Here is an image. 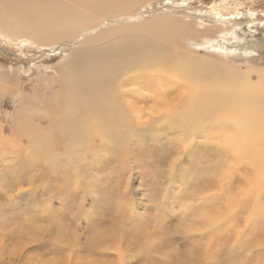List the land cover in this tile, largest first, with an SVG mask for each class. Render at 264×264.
<instances>
[{
  "label": "bare ground",
  "instance_id": "bare-ground-1",
  "mask_svg": "<svg viewBox=\"0 0 264 264\" xmlns=\"http://www.w3.org/2000/svg\"><path fill=\"white\" fill-rule=\"evenodd\" d=\"M13 1H21L23 7L26 8L41 0H0V5L6 8ZM96 1L72 0L73 6L82 13L80 17H76L80 13L75 9L54 15V18H63L66 14L71 15L73 17L68 21L69 30L74 32L80 28L81 33L75 32L64 36L61 35V30L57 28L56 24L48 20L47 13H41L38 17L39 21L32 23L28 16L20 17L18 13H11L6 9L0 10V33L8 38H24L26 41V37H28L42 45H52L57 41L71 37L79 39L75 49L64 63L50 67L60 75L59 80L54 81L58 82V87H52L53 79L44 78L41 74L37 79L40 81V86L34 89L33 97L25 93L24 106L28 103L30 108L36 105V109L40 108L39 103L42 102L41 93L44 89L51 88L52 94L47 101H50V105L47 106L49 112L44 113L45 109L31 113V117L23 116L22 121L18 120L15 126L11 125V127L16 133L18 131L24 133V126L27 127L28 131L26 132L32 145L27 150L33 149L34 152L30 154L32 157L37 155L40 157V161L27 158L25 163L17 164L16 168L30 174L33 167L38 166L39 170L33 172H37L35 173L36 182L44 189L56 187L55 191L58 193L60 205L51 207L50 213H53L54 210L58 213L59 209H63L68 212V215L71 214L72 219L83 210L84 217L89 219L88 226L83 228L85 231L92 232V235H87L85 241H80L76 236L80 226L71 227V219L58 217L51 219L50 224L41 225L37 223L40 220L38 214L31 215L25 212L29 215H24L26 220L23 222H20L19 217L9 218L7 211L4 210L7 208L4 201H8V203L14 201L16 206L14 192L18 189V184L27 183V179L19 175L18 178L11 179L6 190L2 189L4 191L0 192V223L4 222L2 227H6L10 234L15 231L14 239L16 240L14 242L21 241L22 246H16L15 249L8 247L6 239L0 236V264H13V261L8 259L7 252L13 254L9 258L13 257L15 264H87L86 262L89 261L83 260V252L95 254L93 261L96 264H104L109 258V256L106 258V255H103L110 248L109 242L119 240L120 235L117 233L116 225H125L133 216L125 214L121 211L120 206L116 207L112 201H108L107 195L104 199L105 205H107L105 211H99L96 206L88 208L86 206L88 195H90L88 186L77 188L74 184H69L63 176L72 170L81 176L87 175V171H94L97 163H92L91 160L94 156L85 145L95 146L96 140L102 142L106 139H114L116 141L117 144H114L112 148L119 147L117 151L110 154L109 157V154H106L107 158L101 157L103 162L98 158L102 163L100 166L97 165L100 167L97 173L105 174L107 171L103 168L111 165L115 159L117 162L122 156L132 158L131 155L135 150L138 154L137 149L140 147V142L149 141L150 138L148 140L144 137L152 133L161 134L162 138L154 149L145 148L144 152L155 162L143 163V166L148 165L150 170H158L157 175L164 179V175L166 177L171 175L164 169L165 165L171 166V169L173 167V163L167 160L170 156L165 155V151L169 150L170 153H175L174 148L172 149L171 145H168V140L182 143L181 149L184 147L182 151L188 150L187 144H189V149H192L193 144L198 142L196 151L199 153L198 158L201 159L198 165V168L201 169L200 177H196L199 175L197 172L190 174V170L184 169V181L185 178L188 180V185H184V187L187 186L189 189L199 192L203 199L218 193L220 199L225 198L226 200L218 208L213 209V205L204 208L207 210V212L202 210V213H207L204 217L213 214H222L226 220L232 217L231 225L228 228L231 231L234 227L233 223L238 220L239 211L244 210L247 212L243 216L245 221L250 224H259L262 229H258L263 234L258 237L251 235L249 239L247 238L249 241L246 242L247 239L241 238L242 230H236L233 238L230 239L228 236L227 240L216 242L219 244L214 248L216 255H213L207 246L203 248V251L198 248L199 237L204 235V230L200 234L191 235L190 233L191 236L186 243L182 239L184 236L188 237L189 234L184 235L183 231L182 235H179V240L183 243L178 245L171 238L169 239L170 231L166 227V229L159 228L162 232L159 234L157 230L150 228V224H143L138 229L140 236L153 235L160 239L155 238V241L149 246L146 245V242L140 246L141 241L136 237L135 243H138L150 260L160 262V264L166 262H168L167 264H209L211 260L213 264H232L235 255H240L239 251L235 250L237 242H243V244L255 242L257 245L264 243V68L246 69L243 67L245 69L241 70L242 68L234 66L222 56L214 57L184 47V39L191 42L192 40H202L201 31L207 34L215 33L214 28L206 24L205 20L195 22V24H189L188 20L184 22V16L183 18L177 16L184 13V10L168 7L140 17L136 12L137 6H149L151 5L150 0H103L109 6L108 9H100L104 4ZM116 1L120 3L117 8L113 7L116 5ZM44 2L50 3L51 1ZM187 2L188 0H183L179 3L186 6ZM232 2H221L220 6L213 8V10L219 9L214 14L218 16L223 14V16L234 18V15L238 14L235 10H239L242 3L232 4ZM93 8H95L94 12H88ZM251 13L253 14L254 11ZM115 14L120 15L115 19L107 20L110 18L109 15ZM207 17L208 14H205V17L202 18L206 19ZM251 21L253 22V20ZM186 24H189L192 29H189ZM226 30L216 38L204 36L208 43H202L201 46L206 45V48L213 49L221 55L231 54L232 50L233 52L238 51V48H232V50L229 48L231 39L227 37ZM230 34L233 39L240 38H237L235 30ZM152 62L155 63L153 68L149 65ZM21 69L22 66L18 70ZM25 72L30 73L31 69L27 68ZM4 76L0 70V80L3 82ZM1 82L0 90H3L5 85ZM123 85L130 86V88L121 90L119 86ZM175 93L180 96L173 95ZM101 95L104 98L99 100ZM35 97L38 99L36 100ZM149 99L153 100V104L147 109L155 110V112L148 114H159L166 123L165 125H151L150 129L154 130L145 131L146 123L143 117L147 114L145 108ZM23 112V109L19 111L20 114ZM186 120L195 129L191 131ZM177 123L178 125H176ZM5 125H0V143L5 137L2 133ZM179 127L182 128L179 129ZM172 130H175L177 134L173 136L170 132ZM184 135H186L185 143L180 138ZM57 140L65 142V150L62 153L61 150H58ZM55 149L59 155L55 153ZM151 151L155 154H152ZM182 153L184 156V152ZM204 156L205 160H203ZM63 158H66L67 161L63 162L64 166L59 167L62 165ZM219 158L223 164L219 162ZM53 165H57L58 169V172H54L55 175L51 174L56 169L53 168ZM133 165L130 166L133 167ZM230 166L232 167L230 168ZM67 167L72 169L69 170ZM238 170L239 174H236ZM77 175L75 174V176ZM57 177H61L64 183L60 182L57 185ZM101 177L105 178L103 175ZM14 179L16 180L13 181ZM79 181L83 183L82 179ZM91 181L94 180L89 179L87 184L89 185ZM230 183L236 186L233 193H238V196L233 199L232 190L229 189ZM225 188L227 190H224ZM8 195L11 196L8 197ZM186 195H190V192ZM207 202H211V199ZM111 207H116L117 214L108 217L109 213L106 212H109ZM252 208H256V210L254 209V211ZM18 219L19 223L14 229L5 223ZM211 220H214L213 216ZM241 220L243 219L241 218ZM216 221H212L209 227L216 226L219 230ZM105 222L108 223V226H103ZM205 230L209 231V229ZM220 230L223 232L224 228L220 227ZM39 233L48 236L45 237ZM85 233L88 234V232ZM214 235L215 232L209 233V236ZM47 237L49 239L55 237L51 245H56V248H53L56 249V253L51 256L40 253L42 244ZM253 239L257 240L252 242ZM22 248L24 249L23 255L19 259L16 250ZM246 248L249 249V247ZM66 250L72 251L69 259L62 257ZM170 250H173L175 254L169 253ZM120 257L121 255H117L118 259ZM90 262L92 263V260Z\"/></svg>",
  "mask_w": 264,
  "mask_h": 264
},
{
  "label": "rangeland",
  "instance_id": "rangeland-1",
  "mask_svg": "<svg viewBox=\"0 0 264 264\" xmlns=\"http://www.w3.org/2000/svg\"><path fill=\"white\" fill-rule=\"evenodd\" d=\"M44 1H51V2L46 3ZM150 1H151L150 2L151 5L149 6H146V7L137 6L136 12L138 13L140 17L143 15H147L149 12H156L161 9L173 7L176 9L184 10V13L177 15L182 18L184 16V22H187L188 20L189 24H195V22L205 20L206 24L214 28L215 33L213 34H207L206 32L201 31L200 36L203 37L202 40H192L193 42L192 43L191 41L184 39V47H186L187 49L191 48L196 51H201L203 54L207 53L214 57L222 56L224 59L228 60L234 66L238 68L240 67V69L242 68L241 70H244L245 68L246 69L251 68V67L253 69L255 67L258 69L264 68V0H188L186 6H183L182 5L183 3H179L180 1H183V0H172V1L150 0ZM226 1L227 2L233 1L232 4L236 2L242 3L241 8L239 9L240 11L235 10V12H238V14L234 15V18H230L229 16H223V14L219 16L214 14L216 10H219V9L213 10V8L220 6L219 4H221V2H226ZM96 2L104 4L100 9L109 8L107 3H105L103 0H97ZM119 6H120L119 1H116V5L113 7L117 8ZM3 9H6L8 12H11V13H18L20 17L28 16L30 17L32 23L39 21L38 17L41 13H47L49 15L48 20L52 21L53 24H56L57 28L61 30L62 36L70 34V33H75V32L81 33L80 28H78V30L74 32L69 30L68 21L73 16L66 14L63 18H54V15L64 13L66 11H71L72 9L77 10L72 4V0H41L40 2H34L33 4H31L30 6L26 8L23 7L21 1H13L6 8L0 5V10H3ZM94 9L95 8L89 9L88 12L90 11L94 12ZM77 11L80 13V15L76 17H80L82 13L79 10ZM253 11L254 13L252 14L251 12ZM205 14H208V17L206 19H203L202 17H205ZM119 15L120 14L109 15L110 18L108 16L109 19L107 20L115 19L116 16L118 17ZM251 15L252 16L255 15V16L252 17ZM251 20H253V22ZM189 24H186V25L188 26L189 29H192V27ZM225 29H227L225 31L228 34L227 37H230L231 39V42L229 43L230 45L229 48H231V50L232 48L234 49L238 48V51L233 52L232 50L231 54L230 53L225 54L226 55L225 56V55L218 54L213 49L206 48V45L201 46L202 43L203 44L208 43V40L205 39L204 36H207L209 38H216L222 35V32ZM230 30L231 31L235 30L237 32V38L238 37L240 38H238V40L233 39L230 34L231 32ZM1 35H0V70L2 74L5 76L3 78L4 82L3 80H0V81H2L1 84L4 83L3 85H5V89L0 90V92H2L0 93V125L6 124L5 125L6 127L4 126V131L2 132L4 133L5 137L2 139L3 142L0 143V150H1L0 151V175H1L0 192L4 191L2 189H5V190L7 189V185L9 184L11 179H13L14 177L18 178L19 175H22V177L24 176L23 178L27 179V183L18 184V189H17L18 191L16 190L14 192V194L16 195L15 201L17 202V205L15 206L16 203L14 201H12L11 203H8V201H4V203H6L5 206H7V208H4V210L5 212L7 211L6 213L10 216L9 218L14 219V218L19 217L20 222H23L24 220H26L25 216H28L29 214L31 215L38 214L40 220L37 221V223L41 225L48 224V223L50 224L52 221L51 219L53 218L59 217V218H64V219H71V214L68 215V212H65V210L63 209H59L58 213L53 209L54 212L50 213L51 207L58 206V204L60 205V201L58 200L59 199L58 193L55 191L56 187L44 189L42 188L41 185L38 184V182H36L35 173L37 172L35 173L33 172L39 170L38 166L33 167V171L30 174L25 173L24 172L25 170H18L16 168L17 164L25 163L29 158H33L35 161H40V157L38 155L32 157L30 154L34 152L33 149L27 150L29 146L32 147L31 140L28 136V133L26 132L28 131L27 127L24 126V130H25L24 133H21L19 131H18L19 133L18 132L16 133L14 132L11 125H13L14 127L15 123L18 122V120L22 121L23 116L31 117L30 116L32 115L31 113H35L36 111H42V110L44 111L46 109L44 113L49 112V109L47 106L50 105L49 104L50 101L49 102L47 101L49 100V97L52 94L51 88L45 87L46 89H44V91L41 93L42 102L39 103L41 109L40 108L35 109V107H37L36 105L30 108V105L28 103L25 104L24 106L23 99L25 97V93L26 95L33 97L34 89L40 86V81L37 79H38V76L41 74L43 75L44 78H52L53 82L51 86L57 88L58 82H54V81L59 80L60 75L55 69H51L50 67L52 66L55 67V66H58L64 63L68 59L69 54L72 53L73 50L75 49L76 45L79 42V39L77 37H71V38H65L63 40L57 41L53 43L52 45L51 44L42 45V44H38L34 39H30L28 37H26V41H25L24 38L15 39V38H11V37L8 38L4 35L2 36ZM149 65L153 68L155 66V63L152 62ZM20 66H22L23 71L22 69L18 70ZM27 68L31 69L30 73L25 72ZM119 88L121 90H127L130 88V86L128 87L126 85H123V86H119ZM47 95H49L48 98H47ZM173 95L180 96L179 94H176V93ZM35 98L36 100L38 99L37 97ZM103 98L104 96L101 95L99 97V100H102ZM201 102L203 105V100ZM152 104H153V100L149 99V103L147 104L145 108V112L147 114L145 115V117H143V120L146 123L145 131L154 130V129H150L151 125H155V124L165 125L166 123L163 121V117H161V115L159 114L149 115L148 114V113L155 112V110L150 111L149 109H147V107H149ZM20 108L24 110L23 114L19 113V111L21 110ZM32 109L34 110L32 111ZM186 123L188 125V128L191 131L195 129L193 128V125H191L189 121L186 120ZM33 124L35 125V123ZM176 125H178V123ZM181 128L182 127H179V129ZM170 132L172 133L173 136L177 134L175 130H172ZM141 136L144 137L143 135ZM144 138H147L148 140L150 138V140L144 143L140 142V147L137 149L138 154L136 153V150H135L134 154L131 155L132 158L122 156L117 160V162L115 159L114 162H112L111 164L112 166L108 165L107 167L103 168L108 172V173L105 172V174L97 173L99 172V168H100V167H97V165L100 166L101 165L100 163L103 162V159L107 158L106 154L107 155L109 154L108 155L109 157L110 154H112L113 152L119 149V147L112 148L114 144H117L116 141L114 139H106L102 142L96 140L94 142L95 146L85 145L86 148L90 149L91 155L94 156L91 160L92 163L93 164L97 163L94 168L95 172L93 170H91V172L87 171L86 172L87 175L84 174L82 175L84 177H82L81 175H77V172L73 170L69 171L72 168L67 167L69 169L67 170L69 171V173L67 172V174L63 176V178L65 177V180L68 181L69 184H74V186L77 188L79 186L80 187L82 186L83 188H86L88 186L87 188L88 190L90 189L89 191L91 195V196L88 195L90 199L87 198V201H86V206L88 208H90V206H96L99 211H103V210L105 211L107 208V205H105L106 203L104 199L108 196L107 197L108 201H112L116 205V207L117 205L120 206L121 211L124 212L125 214L133 216V218H131L125 225H122V226L116 225L117 233L120 235L119 240L109 242L110 248L107 249L106 253L103 254L104 256L106 255L105 256L106 258H108V256L109 258L104 264H160V262L157 263V262L150 260L145 254L144 250L141 249L140 247L143 242H146V245L149 246L150 243H153L155 241V238L160 239L159 237H156L153 235L140 236L138 234V229L140 225H143V224L144 225L150 224V228L157 230V233L159 234L162 233L160 229L167 228L170 231V235H169L170 237L168 236L169 239L171 238V240H173L178 245H181L183 241L184 243H186L187 240L189 239V236H191L192 234H200V232L204 230L203 231L204 235H201L199 237L200 241L198 243V248L201 251H203V248L207 246L210 253H212L213 255H216L214 248L218 246L219 244L216 242L227 240L226 238H228V236L230 237V239L233 238L236 230H242L240 232V235L241 234L243 235H241L242 237L241 236L240 237L242 239L245 238L244 240H246L247 238L249 239L251 235L258 237L263 234L259 230V229H262V227H260L259 224L258 225H255L254 223L250 224V222L248 223L245 221L243 216L246 215L247 212L241 209H240L241 211H239L241 216L239 215L238 220H236L233 223V226H234L232 229L233 231L232 230L230 231V229L228 230V228L231 225L230 222L232 221V217L228 220H226V218H224L222 214L208 215L206 216L208 218L204 217L207 214V213H202L203 211L207 212V210L204 208L206 207L209 208L212 205H213L212 206L213 209L218 208L226 200L225 198L220 199L219 194L216 193L214 196L209 197L211 199V202H207V200H210L208 197L203 199L199 192H196L195 190L193 191L189 189L187 186L184 187V185H188L187 178H185V181H184V174H185L186 169L190 170V174H194L195 172H197L199 175H197L196 177L197 178L200 177L201 169L198 168V165H199V160L201 159L198 158L199 153H197L196 151L198 147V144L196 143L198 142L193 144L194 147L192 149H189V146H188L189 144H187L186 145L188 148L187 150L188 152H187L185 149L184 151H182V149L184 148L182 147L181 149L182 143L181 144H179L178 142L174 143L171 139L168 140L169 142L168 145H171L172 149L176 148L177 151L174 149L173 151H175V153L173 152L170 153L169 150L165 151L166 154L165 153L164 154L170 156V158H167V160L173 163V167L171 169V166L165 165L164 169L167 172H170L171 175L167 177L166 175H164L163 178L164 177L165 178L161 179L162 177L160 175H157L158 170H150V167L148 165L143 166L142 164L155 162V160L152 157H150L148 154H146L144 150L145 148H150L152 150L155 147H157L158 146L157 144L161 140L162 135L157 134V133H152L150 135H145ZM180 138L183 140L182 142L184 143L186 142V135L181 136ZM60 141L57 140V144H58V150H61L60 152L62 153L65 150V142H63L62 140ZM97 141L98 143H96ZM3 150H4L3 153L5 154L2 153ZM182 152H184V156ZM55 153L59 155L57 153V149H55ZM152 154H155V153L152 152ZM83 155L84 153L82 154V156ZM101 157L102 158L104 157V158L102 159ZM98 158L102 159V162ZM205 158L206 157L204 156L203 160H205ZM65 160L66 158H63L62 165H59V167L64 166L63 162ZM219 160H220L219 162L223 164V161L220 158ZM115 164L117 166L116 168H115ZM130 165H133L134 168ZM56 166L57 165H53V168H56ZM231 167L232 166H230V168ZM54 172H58V169L57 168L54 169L53 173L51 174L55 175ZM75 174L77 176H75ZM93 174L94 176H91ZM236 174H239V170L236 171ZM101 175H103L106 179L105 178L103 179ZM68 176H69V179H68ZM79 179H82L83 183H81L80 181L78 182ZM87 179L88 180L93 179L94 181H91V183L88 185ZM15 180L16 179H14L13 181ZM42 180H45V179H42ZM56 181H57V185H59L60 182L64 183L61 177H57ZM1 182H2V186H1ZM31 183H34V184H31ZM230 185L231 187L229 189H231L233 193L236 189V186L234 184L232 185L231 183ZM115 188L118 190H116ZM131 189L132 191H130ZM224 190H227V188H225ZM188 191L190 192V195H186V193H189ZM101 192H105V193L103 194ZM10 196L11 195H8V197ZM237 196H238V193H233L232 199ZM217 199L220 201H218ZM189 205L192 207H190ZM116 207L114 208L111 207V210L109 212H106V213H109L108 217L117 214V211L115 209ZM256 208H252V209L256 210ZM21 211H23L22 212L23 214H21ZM81 211L79 214L77 213L78 211L76 210V213H77L76 217H73L71 219V222H72L71 227L80 226V228H78L77 230L76 236L78 237L77 238L78 240L85 241V238L87 237V235H92V232L85 231V228H83V227L88 226L89 219L84 217V211L83 210ZM17 212L20 214H18ZM25 212L29 214H25ZM212 216L214 217V220H211ZM216 217L218 218L217 221H216L217 219ZM42 218L44 219V221ZM209 218L210 220H207ZM241 218L243 220H241ZM138 219H140V221L145 222V223L138 221ZM212 221L214 222L216 221V223H218L219 230L217 229L216 226L209 227V224H211ZM5 223L7 225H11V228L14 229L15 226L18 225L19 219L15 221H11V222L7 221ZM2 224H4V222L0 223V236L3 237V239H6V242L8 243V247H12L14 249L16 246L21 247L22 246L21 241L14 242L16 240L14 239L15 234H16L15 231L14 233L10 234V232L7 230L6 227H2ZM103 226H108V223L105 222ZM220 227L221 229L224 228L223 232L222 230H220ZM205 229L207 230L209 229V231H206ZM183 231H184V235H188V234L189 235L188 237L184 236V238L182 239L183 241H181L179 240V235H182ZM85 232H88V234ZM210 232H215V235L209 236ZM42 236L46 237L48 235L44 234ZM136 237L138 238L139 241H141L139 244L140 246L138 245V243H135ZM48 239L49 238L47 237L46 241L42 244L40 253L46 256H51L56 253V249L55 250L53 249V248H56V245H51L55 237H51L49 240ZM248 239L246 240V242L249 241ZM256 240L257 239H253L252 242ZM246 242L244 244L243 242L236 243L235 250L239 251L240 255L238 254L235 255L232 264H235V263L236 264H264V243L262 245L261 243L257 245L255 242L253 243L250 242L249 244H246ZM113 243L115 244L112 245ZM172 246L174 245L172 244ZM245 247H249V249L248 248L245 249ZM16 251L20 259V257L23 255L24 249L22 248ZM169 253L175 254L173 250H170ZM70 254H72V251L66 250L62 254V257H65V259L67 258L69 259ZM82 254H84L83 260L89 261V262H86L87 264H96L95 261H93L95 258L94 256L95 254H90L87 252H83ZM117 255H121V257L118 259ZM7 256H8V259L12 260L13 264H15L14 258L13 257L9 258L10 256H13V254L11 252H7ZM91 260H92V263L90 262ZM167 263L168 262L164 264H167ZM209 264H213V261L211 260Z\"/></svg>",
  "mask_w": 264,
  "mask_h": 264
}]
</instances>
